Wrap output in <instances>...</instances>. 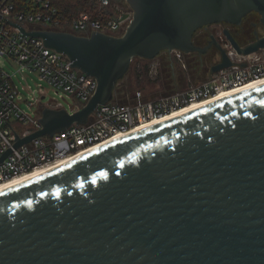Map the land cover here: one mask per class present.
<instances>
[{
	"label": "water",
	"instance_id": "1",
	"mask_svg": "<svg viewBox=\"0 0 264 264\" xmlns=\"http://www.w3.org/2000/svg\"><path fill=\"white\" fill-rule=\"evenodd\" d=\"M133 10L121 36L21 32L65 54L97 81L79 110L43 108L35 137L84 124L113 100L133 58L163 50L204 52L194 33L239 24L264 0H125ZM238 55L264 48V35ZM220 60H232L212 38ZM245 66V63H236ZM264 85L129 134L0 192V264H264ZM6 122V121H5ZM8 124V123H7ZM9 125V124H8ZM10 126V125H9ZM11 128V127H10ZM12 129V128H11ZM14 132V131H13Z\"/></svg>",
	"mask_w": 264,
	"mask_h": 264
},
{
	"label": "built area",
	"instance_id": "2",
	"mask_svg": "<svg viewBox=\"0 0 264 264\" xmlns=\"http://www.w3.org/2000/svg\"><path fill=\"white\" fill-rule=\"evenodd\" d=\"M97 7L99 10L95 8L65 17L53 0H0V156L15 142L14 133L22 138L42 128L43 108L64 109L72 114L88 102L97 87L96 79L71 67L65 54L44 46L41 38L26 35L11 23L25 32L55 30L89 35L94 31L123 35L133 17L128 3L125 0H99ZM172 53L181 60V51H170ZM227 54L233 62L231 67L187 91L151 100H144L141 92H137L129 103L112 100L97 105L84 124L73 123L52 136L35 137L11 149L0 162V185L37 168L70 159L173 109L264 78V48L246 56L238 55L234 50ZM153 61L150 60L149 73L156 74L157 66ZM5 62L19 65L21 71L27 69L37 73L39 80L58 97L71 98L70 110L55 98L43 102L46 96L43 92L26 103L28 111L22 109L20 103L27 100L22 99L12 75L3 67ZM236 63H245V66ZM43 88L40 86V91Z\"/></svg>",
	"mask_w": 264,
	"mask_h": 264
},
{
	"label": "rangeland",
	"instance_id": "3",
	"mask_svg": "<svg viewBox=\"0 0 264 264\" xmlns=\"http://www.w3.org/2000/svg\"><path fill=\"white\" fill-rule=\"evenodd\" d=\"M99 10V7H96ZM37 25V24H36ZM39 26V25H37ZM35 26V27H37ZM191 57L190 63H192L193 56H185L183 62L179 61L174 54H170L167 50L161 51V53L154 58L153 63L157 66V73H149V64L146 63L148 80L140 78V83L135 80L134 72H139L141 69V63L138 61H131L130 71L124 76L123 83H127L131 88V92L123 93V90L119 87L118 92L121 90L120 95L125 96L126 101L132 100L131 96H135L137 92H141L144 100H151L159 98L162 93L170 92L172 89H180L181 91L189 90L192 87L198 86L204 82H207L213 78V74L209 70H201L198 72H193L192 75L188 73V63ZM215 62H213L214 64ZM3 67L7 72L12 75L14 83L17 85L20 95L26 102H21V108L28 111L26 106L27 102L37 98L40 92L45 93V98L43 102H49L51 99L55 98L57 101L68 110H70L73 104L71 98H61L58 97L54 91L45 84V82L39 80L37 73L29 72L27 69L21 71L20 66L17 64H10L5 62ZM160 78L162 81L160 82ZM162 83V84H161ZM40 86L44 88L40 91Z\"/></svg>",
	"mask_w": 264,
	"mask_h": 264
},
{
	"label": "flooded vegetation",
	"instance_id": "4",
	"mask_svg": "<svg viewBox=\"0 0 264 264\" xmlns=\"http://www.w3.org/2000/svg\"><path fill=\"white\" fill-rule=\"evenodd\" d=\"M224 30H227L230 35L236 40L240 46H246L256 39L257 36L264 35V29L260 24V17L257 13L251 12L242 18L239 24H229V23H216L206 25L198 29L193 37L192 42L195 46L200 48H207L204 52H191L181 54V62L185 56H207L211 55L212 62L217 63L220 60V52L214 44H211L209 47L208 44L212 40H215L225 51L228 53L232 48L230 42L227 40ZM236 52V51H235ZM214 63V64H215ZM213 65V64H212ZM187 91V90H185ZM184 92V91H179ZM176 92V93H179Z\"/></svg>",
	"mask_w": 264,
	"mask_h": 264
},
{
	"label": "bare ground",
	"instance_id": "5",
	"mask_svg": "<svg viewBox=\"0 0 264 264\" xmlns=\"http://www.w3.org/2000/svg\"><path fill=\"white\" fill-rule=\"evenodd\" d=\"M261 85H264V78L260 79V80H257V81H254V82H250L246 85H243V86H240V87H237V88H234V89H230V90H226V91H221L220 93L214 95V96H211L209 98H206V99H202L200 101H193L191 103H188L184 106H181L179 108H176V109H173L171 112L165 114V115H161L159 117H156L154 119H152L151 121L143 124L142 126H138L134 129H132L131 131H129L128 133L126 134H123V135H119V136H116V137H113L91 149H88L86 151H82L81 153L71 157L70 159H66L65 161H62L60 163H57V164H51V165H47V166H43V167H40V168H37L35 169L34 171L28 173L27 175L25 176H22L20 178H17L15 180H12L8 183H5V184H2L0 185V192L3 191V190H6V189H9L11 187H14V186H17L25 181H28L30 179H33L35 177H38L42 174H45L65 163H68L70 162L71 160H74L76 158H78L79 156L81 155H84L88 152H91L105 144H108L112 141H115L117 139H120V138H123L125 137V135H131V134H134L136 132H139L141 130H145V129H148V128H151L153 126H156V125H159V124H162V123H165L171 119H174V118H177V117H180L182 115H185L191 111H194V110H197L199 108H202V107H205V106H208V105H211L213 103H216L218 101H221V100H224L228 97H231V96H234V95H237V94H240V93H243V92H247L249 90H252L256 87H259Z\"/></svg>",
	"mask_w": 264,
	"mask_h": 264
},
{
	"label": "trees",
	"instance_id": "6",
	"mask_svg": "<svg viewBox=\"0 0 264 264\" xmlns=\"http://www.w3.org/2000/svg\"><path fill=\"white\" fill-rule=\"evenodd\" d=\"M98 2H99V0H53V3L60 9L61 13L65 17H70V16L75 15L76 13L84 12L86 10H90V11L94 10L98 6ZM138 60L140 62H143V63H141V69L139 70V72H136V71L134 72L135 80H137L140 83L141 81H139V79L144 78L145 80H148L150 82V80L148 79V76H147L148 72H147V68H146V63L150 62V60H145V59H141V58L136 57L132 60V62L138 61ZM190 60H191V57H190L189 63H188V73L190 75H192L193 72L200 71V69L201 70H204V69L209 70L213 64L211 55H207V56L195 55L193 57L192 63H190ZM128 71H130V69ZM123 78L120 79L114 87L113 101H116L119 103H129V102L134 100L135 96L134 97L131 96L132 100L126 101V99H125L126 97L123 95H120L121 90L118 92L119 87L123 90V93H125V94H126V92H131V88L129 87V85H127V83L122 84V82L124 80ZM161 81H162V79L160 78V82ZM179 91H181V90L174 88L170 92L162 93V96L171 95V94H174V93L179 92Z\"/></svg>",
	"mask_w": 264,
	"mask_h": 264
},
{
	"label": "snow or ice",
	"instance_id": "7",
	"mask_svg": "<svg viewBox=\"0 0 264 264\" xmlns=\"http://www.w3.org/2000/svg\"><path fill=\"white\" fill-rule=\"evenodd\" d=\"M261 103H264V101H261Z\"/></svg>",
	"mask_w": 264,
	"mask_h": 264
}]
</instances>
